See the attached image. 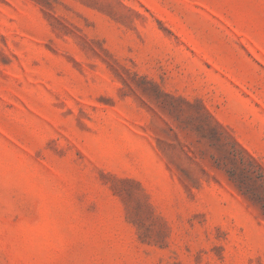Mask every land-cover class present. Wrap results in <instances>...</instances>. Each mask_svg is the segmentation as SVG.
Listing matches in <instances>:
<instances>
[{
    "label": "rangeland",
    "instance_id": "rangeland-1",
    "mask_svg": "<svg viewBox=\"0 0 264 264\" xmlns=\"http://www.w3.org/2000/svg\"><path fill=\"white\" fill-rule=\"evenodd\" d=\"M0 264H264V0H0Z\"/></svg>",
    "mask_w": 264,
    "mask_h": 264
}]
</instances>
